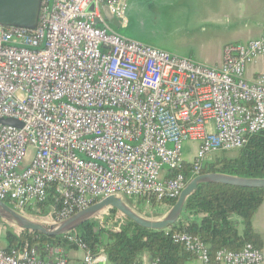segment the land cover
Instances as JSON below:
<instances>
[{
  "label": "built area",
  "instance_id": "built-area-1",
  "mask_svg": "<svg viewBox=\"0 0 264 264\" xmlns=\"http://www.w3.org/2000/svg\"><path fill=\"white\" fill-rule=\"evenodd\" d=\"M128 1L42 0L34 31L0 27V201L14 210L37 212L51 190L60 207L50 205L47 216L56 222L110 196L142 198L147 207L176 201L188 182L169 172L185 161L187 144L195 147L196 177L209 157L237 151L264 130V76L244 75L264 56V30L225 46L219 67H205L112 32L101 8L123 17ZM115 221L124 220L116 214ZM173 240L201 264L264 260L249 244L211 261L198 238ZM96 261L84 252L80 264ZM0 264L71 263L62 255L41 261L25 247L0 248Z\"/></svg>",
  "mask_w": 264,
  "mask_h": 264
},
{
  "label": "trees",
  "instance_id": "trees-1",
  "mask_svg": "<svg viewBox=\"0 0 264 264\" xmlns=\"http://www.w3.org/2000/svg\"><path fill=\"white\" fill-rule=\"evenodd\" d=\"M169 173L170 177L182 175L186 182L194 178L191 175V164L187 161ZM206 173L264 178V130L252 135L245 146L234 155L207 159L200 175ZM50 193L39 205L37 212L28 210L26 214L38 219H47L50 205H54L56 209L60 207V199L54 190ZM263 198L264 189L201 184L187 200L182 219L164 231H148L126 220L118 225L119 222L115 221L116 212L109 210L101 223L95 219L90 220L75 231L60 237H46L28 232L17 235L7 228L8 246L3 251L11 253L25 247L35 248L38 258L46 261L49 250L54 247L75 250L80 249L79 245H82L85 253L93 257L104 256L108 264H138L144 255H149L151 261L156 264H183L187 258L195 256L186 251L182 244L175 242L173 236L185 233L198 238L208 247L212 261L215 252L219 250L238 252L248 244L260 249L261 241L251 222ZM143 202L146 203L142 198L135 200L137 205ZM174 202L175 200L164 201L161 205L169 209ZM5 203L11 206L9 201ZM148 204L155 206L157 203L151 200ZM186 215L196 216L199 221L187 223L184 221ZM70 236L73 237L72 240L67 239Z\"/></svg>",
  "mask_w": 264,
  "mask_h": 264
},
{
  "label": "crops",
  "instance_id": "crops-1",
  "mask_svg": "<svg viewBox=\"0 0 264 264\" xmlns=\"http://www.w3.org/2000/svg\"><path fill=\"white\" fill-rule=\"evenodd\" d=\"M101 15L110 30L124 39L143 43L174 57L186 58L210 68L220 66L225 46L246 44L258 39L264 30V0H129L123 17H115L118 26L107 23L102 10ZM244 75L249 81L257 75L264 76V56L248 64ZM194 151L195 147L187 144L184 160L190 162ZM156 206L158 212L167 211L163 205ZM184 221L197 223L199 219L186 215ZM251 225L260 238L259 250L264 258V198ZM7 228L19 235L0 221L2 249L8 246ZM58 255L64 256L71 264H80L84 252L79 248L54 247L49 250L46 261L51 262ZM96 258L95 264H108L104 256ZM150 260L149 255L142 257V261ZM183 264L201 262L192 256Z\"/></svg>",
  "mask_w": 264,
  "mask_h": 264
},
{
  "label": "water",
  "instance_id": "water-1",
  "mask_svg": "<svg viewBox=\"0 0 264 264\" xmlns=\"http://www.w3.org/2000/svg\"><path fill=\"white\" fill-rule=\"evenodd\" d=\"M41 1L0 0V27L34 31L38 25ZM92 10L93 6L91 5L88 12ZM101 10L107 23L118 26L115 17L109 13L106 7H102ZM95 24L98 25L99 22L95 21ZM2 123L20 127L14 120H4ZM209 183L264 189V178H241L221 173H206L188 181L174 204L157 219L144 217L131 208L125 200L110 196L58 222L30 217L0 201V221L13 228L18 234L28 232L29 234L38 233L46 237H60L75 231L82 224L95 219L102 213L113 210L123 220L142 229L160 232L174 226L183 216L189 197L196 192L199 185Z\"/></svg>",
  "mask_w": 264,
  "mask_h": 264
},
{
  "label": "rangeland",
  "instance_id": "rangeland-1",
  "mask_svg": "<svg viewBox=\"0 0 264 264\" xmlns=\"http://www.w3.org/2000/svg\"><path fill=\"white\" fill-rule=\"evenodd\" d=\"M236 153V151H228V152H220V153H218V154H215V155H213V156H211V157H209V159L208 160H211V159H214V157H218V156H232V155H234ZM125 202L131 207V208H133L134 210H137L139 213H142L143 211H146L147 213H146V217L147 218H150V219H157V218H160L161 216H162V214L164 213V211L163 212H158L157 210H155L156 209V205L155 206H148L147 207V204L145 203V202H143L142 204H140V205H137V204H135V202H130V201H127V200H125ZM145 208H147V210H145ZM153 210H155V211H153ZM166 211V210H165ZM143 213H145V212H143ZM103 218H104V216H103V214H101V215H99V216H97L96 218H95V220L98 222V223H101L102 221H103Z\"/></svg>",
  "mask_w": 264,
  "mask_h": 264
}]
</instances>
